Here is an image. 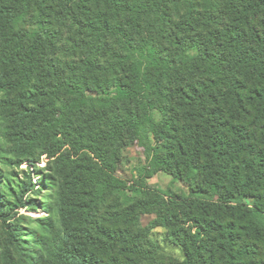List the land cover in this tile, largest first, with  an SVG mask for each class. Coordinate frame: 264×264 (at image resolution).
I'll use <instances>...</instances> for the list:
<instances>
[{
	"label": "trees",
	"instance_id": "trees-1",
	"mask_svg": "<svg viewBox=\"0 0 264 264\" xmlns=\"http://www.w3.org/2000/svg\"><path fill=\"white\" fill-rule=\"evenodd\" d=\"M147 133L145 178L189 195L121 206L110 154ZM0 220V264H161L150 230L187 222L184 264L215 230L221 264H264V0H0Z\"/></svg>",
	"mask_w": 264,
	"mask_h": 264
},
{
	"label": "rangeland",
	"instance_id": "rangeland-1",
	"mask_svg": "<svg viewBox=\"0 0 264 264\" xmlns=\"http://www.w3.org/2000/svg\"><path fill=\"white\" fill-rule=\"evenodd\" d=\"M67 32L66 29H64ZM158 115H155L157 119ZM152 141L151 135L147 133L142 140L134 139L125 141L119 145V149L115 150L116 155L113 170L110 171L113 176L120 179L125 185L124 188L116 193L114 198L117 197V204L124 206L131 198L135 201L140 198L145 191L150 193H157L164 195L165 199L172 198L174 201L184 199L189 195L190 185L182 180L181 171L178 167L172 165L168 171L153 172L150 177L145 178L146 168L149 169V156L146 152L145 143ZM110 152V151H109ZM112 153V152H111ZM109 156V157H110ZM113 159V157H112ZM47 159L44 155L36 162V165L41 172L45 173L50 170L45 169ZM26 163H22L20 168L25 169ZM32 181L38 182V175L32 174ZM61 190L58 191L60 198L63 196L64 181L58 180ZM48 191H43L42 195H47ZM41 195V196H42ZM35 199V209L27 210L20 209V212L31 217L47 215L45 209L41 206L42 201L40 196L33 195ZM108 202V199H107ZM246 205L250 206L248 200L245 201ZM123 203V204H122ZM237 217V215H235ZM154 217L153 213H142L139 215V222L141 226H146L150 219ZM24 225V223H22ZM182 232H177L180 241L183 242L181 247L175 239V235H171L170 231L163 227H156L150 230L149 238L154 240L158 246V261L161 264H184L185 254L190 252L191 236L196 230L194 222H187L181 227ZM223 231H216L210 237V247L212 246L213 253L210 259H207V264H221V257L216 253L218 242L222 238ZM179 241V242H180ZM260 258L264 256V238L255 240ZM7 248L6 238V225L0 220V253ZM209 258V257H207Z\"/></svg>",
	"mask_w": 264,
	"mask_h": 264
}]
</instances>
